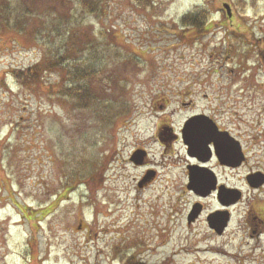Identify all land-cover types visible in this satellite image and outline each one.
I'll use <instances>...</instances> for the list:
<instances>
[{
    "label": "rangeland",
    "instance_id": "obj_1",
    "mask_svg": "<svg viewBox=\"0 0 264 264\" xmlns=\"http://www.w3.org/2000/svg\"><path fill=\"white\" fill-rule=\"evenodd\" d=\"M52 1L0 0V264H264V232L252 239L242 229L244 206L223 236L204 222L171 223L165 209L182 201L183 170H170L168 190L143 191L129 163L142 143L162 151L152 138L157 101L166 96L171 111L190 89L198 109L205 94L219 96L224 118L256 138L252 156L264 165V0H106L105 24L82 18L95 33L111 31L92 46L81 39L90 51L78 58L100 73L89 107L61 91V69L36 86L18 78L66 43L77 57L73 42L49 32L63 16ZM200 8L213 20L202 34L182 22Z\"/></svg>",
    "mask_w": 264,
    "mask_h": 264
},
{
    "label": "flooded vegetation",
    "instance_id": "obj_2",
    "mask_svg": "<svg viewBox=\"0 0 264 264\" xmlns=\"http://www.w3.org/2000/svg\"><path fill=\"white\" fill-rule=\"evenodd\" d=\"M200 87L206 86L200 84ZM184 95L186 100H180V95L176 96L179 103L171 111L172 102L166 96L157 101L161 103L157 108L160 113L153 119L155 126L152 138L162 151L151 154L146 149V143H142L144 148L138 146L132 151L129 163L141 171L135 178L138 190H148L161 183L168 190L169 185L174 184L173 175L169 177L170 170L180 168L184 175L182 201L174 203L170 199L165 209L169 210L167 219L171 223L178 216L185 223V228L204 222L212 234L219 236L211 228L212 216H228L225 234L235 214L244 206L240 223L244 225L242 229L246 233L249 230L252 239L260 236L264 232V203H257V200L264 192V184L253 188L250 183L252 176L264 179V165L254 159L251 152L258 145L256 138L252 137L248 142L247 134L241 133L239 122L232 117L228 120L224 118L221 100L216 93L214 97L206 94L202 96L205 104L201 109L196 105L195 93L187 89ZM183 113L186 115L181 116ZM137 152L139 157L134 159ZM239 182L253 194L251 197H246ZM238 195H241V200L233 202V198ZM183 197L188 200L184 202ZM194 209H200L201 212L190 222Z\"/></svg>",
    "mask_w": 264,
    "mask_h": 264
},
{
    "label": "trees",
    "instance_id": "obj_3",
    "mask_svg": "<svg viewBox=\"0 0 264 264\" xmlns=\"http://www.w3.org/2000/svg\"><path fill=\"white\" fill-rule=\"evenodd\" d=\"M52 2H54V4L57 6L52 9L54 10L52 12L57 14V12L61 10L63 12V16H58V19H56L55 21L57 23L54 24L49 32H59L61 33L60 36L73 42L72 45L75 56H79L82 55V53L85 54L90 51V48H84V45L81 42V39H84V37H88L90 41L88 42L89 45L87 46H92L99 36H101L106 42V38L111 32L109 29L106 30V28H102L100 32L95 33L94 26L88 25L86 27H83L82 25V18H84L85 14L95 16L96 18L101 19L102 23L105 24L106 19H108V15H106V0H54ZM138 2L140 3V5H142V7L148 6V0H139ZM149 5L151 4L149 3ZM51 8L52 7L49 8L50 11ZM25 10H28V8H26ZM74 11L77 12L74 13ZM208 11L206 8H200L195 12H191L190 14L186 15L183 18L182 22L185 27H188L190 30L194 29L199 34H202V32L206 30V27L211 24L208 19ZM64 16L67 17V20H60ZM8 19V21H14L12 20V17ZM75 25L80 26L82 29V34L79 37L74 32V29H72ZM102 48H104V46H102ZM69 49L70 46L66 43V46H64L60 51L58 50L57 53L45 54L44 58L39 63L30 66L26 70L19 71L18 78L22 80L21 84L23 86H36L37 84H43V77L46 73H48L49 71L61 69V71L65 73V78L68 79V82L63 83V85L61 86V91L67 92V96L70 97L71 100L76 102V104L79 105L84 101L86 107H89L87 104L91 101L93 93L92 80L96 79V77L99 76L100 73L96 70L97 68H94L90 65L91 60L89 59L83 61V58L81 57L79 59L78 56L69 58ZM94 50L97 51V48H94ZM94 50L91 53L95 55L96 52ZM103 81L104 80L101 79V82ZM97 104L98 101L97 103H95V105ZM93 105L94 103H92V106ZM74 188L75 184L73 186H68L65 191L70 192ZM61 199L62 197L58 199V201ZM48 214V210H45L41 213V215Z\"/></svg>",
    "mask_w": 264,
    "mask_h": 264
},
{
    "label": "water",
    "instance_id": "obj_4",
    "mask_svg": "<svg viewBox=\"0 0 264 264\" xmlns=\"http://www.w3.org/2000/svg\"><path fill=\"white\" fill-rule=\"evenodd\" d=\"M226 8L228 9V6H226ZM254 177L250 181L252 187H257V186L264 184V179L259 180L258 178H254ZM192 188L195 189V187H193V186H192ZM240 198H241L240 195L235 196L233 198V200H234L233 202H238L240 200ZM199 214H200V209H194V212L190 216V222L192 220H194V218H196ZM228 221H229L228 216H225L224 214H221V216H219L218 214L217 215L215 214L210 219L211 228L214 229L219 235H221L224 233V230L227 228Z\"/></svg>",
    "mask_w": 264,
    "mask_h": 264
}]
</instances>
